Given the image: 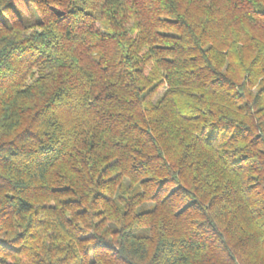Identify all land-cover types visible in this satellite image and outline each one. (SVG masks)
Wrapping results in <instances>:
<instances>
[{
  "label": "trees",
  "instance_id": "trees-1",
  "mask_svg": "<svg viewBox=\"0 0 264 264\" xmlns=\"http://www.w3.org/2000/svg\"><path fill=\"white\" fill-rule=\"evenodd\" d=\"M0 264H264V0H0Z\"/></svg>",
  "mask_w": 264,
  "mask_h": 264
}]
</instances>
